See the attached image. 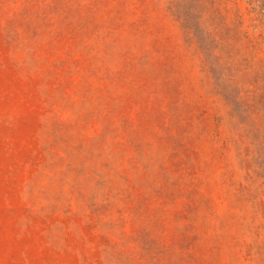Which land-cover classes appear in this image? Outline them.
Returning a JSON list of instances; mask_svg holds the SVG:
<instances>
[{
  "label": "rangeland",
  "instance_id": "rangeland-1",
  "mask_svg": "<svg viewBox=\"0 0 264 264\" xmlns=\"http://www.w3.org/2000/svg\"><path fill=\"white\" fill-rule=\"evenodd\" d=\"M0 264H264V0H0Z\"/></svg>",
  "mask_w": 264,
  "mask_h": 264
}]
</instances>
